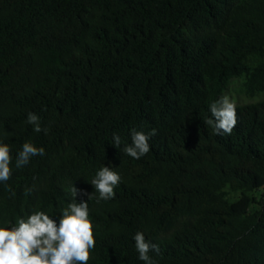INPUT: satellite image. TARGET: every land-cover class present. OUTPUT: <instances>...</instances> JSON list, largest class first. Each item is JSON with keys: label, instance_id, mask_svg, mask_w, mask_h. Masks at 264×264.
Returning a JSON list of instances; mask_svg holds the SVG:
<instances>
[{"label": "trees", "instance_id": "obj_1", "mask_svg": "<svg viewBox=\"0 0 264 264\" xmlns=\"http://www.w3.org/2000/svg\"><path fill=\"white\" fill-rule=\"evenodd\" d=\"M233 77L264 91V0H0V226L58 224L74 186L88 264H145L137 232L155 264H264V99L236 104L231 135L206 123ZM132 129L157 133L138 160ZM25 142L45 155L18 169ZM103 166L122 178L109 200L91 184Z\"/></svg>", "mask_w": 264, "mask_h": 264}, {"label": "clouds", "instance_id": "obj_2", "mask_svg": "<svg viewBox=\"0 0 264 264\" xmlns=\"http://www.w3.org/2000/svg\"><path fill=\"white\" fill-rule=\"evenodd\" d=\"M210 112L213 119L206 123L213 127L215 134L231 135L238 123L235 102L224 95L210 105ZM27 123L34 126L35 132L47 133V129L41 128L37 114L29 112ZM156 134V129L149 133L132 129L131 144L123 148L124 153L133 159H140L150 151L149 140ZM120 143V137L114 134V146L119 147ZM37 155H45V149L25 142L17 154L15 167L19 169L27 165ZM11 177V148L0 142V183H7ZM121 179L114 169L103 166L91 184L99 193L100 200H109L115 197L114 190ZM79 192L78 188L71 187L74 199L62 210L58 224L44 211H34L15 223L4 221V226H0V264H88L90 250H94L96 244L94 224L90 219L88 202H76ZM133 239L138 258L145 264H155L149 253H158V245L146 241L142 232H137Z\"/></svg>", "mask_w": 264, "mask_h": 264}, {"label": "rangeland", "instance_id": "obj_3", "mask_svg": "<svg viewBox=\"0 0 264 264\" xmlns=\"http://www.w3.org/2000/svg\"><path fill=\"white\" fill-rule=\"evenodd\" d=\"M244 82L245 79L242 77H233L220 97L227 95L235 104H243L264 99V91H257L255 93L247 92Z\"/></svg>", "mask_w": 264, "mask_h": 264}]
</instances>
